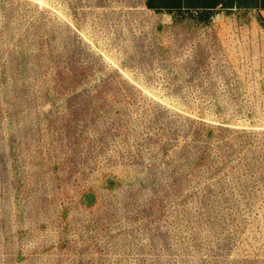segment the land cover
Returning a JSON list of instances; mask_svg holds the SVG:
<instances>
[{"label":"rangeland","instance_id":"1","mask_svg":"<svg viewBox=\"0 0 264 264\" xmlns=\"http://www.w3.org/2000/svg\"><path fill=\"white\" fill-rule=\"evenodd\" d=\"M145 2L0 0V264H264V24Z\"/></svg>","mask_w":264,"mask_h":264},{"label":"crops","instance_id":"2","mask_svg":"<svg viewBox=\"0 0 264 264\" xmlns=\"http://www.w3.org/2000/svg\"><path fill=\"white\" fill-rule=\"evenodd\" d=\"M145 4L151 11L169 13L171 18L177 13L211 16L218 13H248L258 16L264 24V0H146Z\"/></svg>","mask_w":264,"mask_h":264}]
</instances>
